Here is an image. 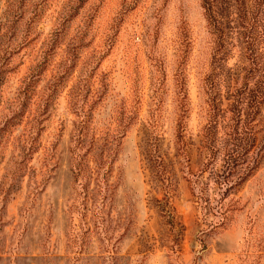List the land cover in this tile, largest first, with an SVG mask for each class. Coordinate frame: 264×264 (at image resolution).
I'll list each match as a JSON object with an SVG mask.
<instances>
[{"label":"rangeland","instance_id":"obj_1","mask_svg":"<svg viewBox=\"0 0 264 264\" xmlns=\"http://www.w3.org/2000/svg\"><path fill=\"white\" fill-rule=\"evenodd\" d=\"M0 264H264V0H0Z\"/></svg>","mask_w":264,"mask_h":264},{"label":"trees","instance_id":"obj_2","mask_svg":"<svg viewBox=\"0 0 264 264\" xmlns=\"http://www.w3.org/2000/svg\"><path fill=\"white\" fill-rule=\"evenodd\" d=\"M81 140V135L79 136ZM79 148V147H78ZM78 151V150H77ZM84 155H82L80 152L76 153V168L82 166L85 163Z\"/></svg>","mask_w":264,"mask_h":264}]
</instances>
